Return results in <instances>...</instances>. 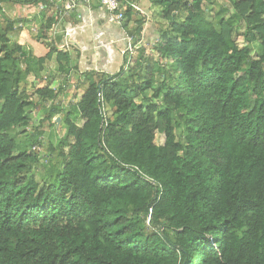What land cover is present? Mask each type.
Here are the masks:
<instances>
[{
  "label": "trees",
  "instance_id": "obj_1",
  "mask_svg": "<svg viewBox=\"0 0 264 264\" xmlns=\"http://www.w3.org/2000/svg\"><path fill=\"white\" fill-rule=\"evenodd\" d=\"M154 1L175 83L97 73L40 179L10 130L30 120L28 76L52 50L27 58L13 22L0 27V264H264V0H227L217 24L204 0ZM60 91L36 89L50 100L37 128L61 112Z\"/></svg>",
  "mask_w": 264,
  "mask_h": 264
},
{
  "label": "crops",
  "instance_id": "obj_2",
  "mask_svg": "<svg viewBox=\"0 0 264 264\" xmlns=\"http://www.w3.org/2000/svg\"><path fill=\"white\" fill-rule=\"evenodd\" d=\"M121 7L128 14L117 24L108 21V11L98 0H0V16H7L0 27L13 22L9 37L25 47L27 58L46 57L52 50L41 66L37 63L36 74L42 80L37 77L36 88L48 82L50 89L68 92L71 87L86 86L97 73L109 76L123 70L126 35L141 39L134 58L143 46L159 42L160 7L154 0H121Z\"/></svg>",
  "mask_w": 264,
  "mask_h": 264
},
{
  "label": "rangeland",
  "instance_id": "obj_3",
  "mask_svg": "<svg viewBox=\"0 0 264 264\" xmlns=\"http://www.w3.org/2000/svg\"><path fill=\"white\" fill-rule=\"evenodd\" d=\"M204 7L206 8L207 17L213 21L215 24H217L218 16H219V10L221 7H228L229 11L225 14V18H229L230 12H232L234 9L230 5V3L227 2V0H204ZM186 15V12L183 10H180L178 14H176L175 20L178 22H182L184 17ZM5 17L7 16H0V23L2 20H6ZM161 18V17H160ZM159 29L165 30L167 28V20H164L161 18ZM235 27V33H239L240 39L236 40V43L238 45L243 44L242 41L245 39L243 38V34L246 30L245 24L240 22H235L233 24ZM234 38V36H233ZM255 43H253L251 54L256 55L257 49L255 48ZM159 51L156 45H146L143 46L136 56V58L133 59V62L126 68H123L121 70L120 77L126 78L131 85V88H135L136 83H139L140 81L145 80L148 76L153 75L154 76V84H159L162 80H166L167 83L173 84L175 83L174 77L176 76V72L173 71V61L172 60H158L159 57ZM158 60V61H157ZM154 69L152 72L149 71V69ZM165 72V74H163ZM33 76V75H32ZM31 79V80H30ZM40 80H42V77H39ZM39 79L37 77L31 78L28 77V82L30 83L26 89L22 88L23 91L25 89V93L28 95H31L32 102L34 105L28 106L26 109H29L27 112V115H30L27 123L14 127L10 130L11 134L15 138V140L18 142L17 149H32L33 151H36L39 156V161L36 166H34L33 172L35 174V177L37 179H40L42 176L46 175L48 168H50V165H53L57 160H59V153L60 151H66L67 148L59 147V142L62 140L66 135V126L64 124V118L66 112L70 109L71 105L75 102L74 99L76 96H80L83 92V90L86 88L85 85H78L79 87H71V91L67 90L68 92L60 91L57 98L54 99V102H62L60 104V110L61 112L57 115H55L50 124L48 122L44 123V127H38L39 119L44 116L45 111L47 110L48 105L47 103H50V100H48L43 107L40 105V96L36 92V85L39 83ZM176 79V77H175ZM31 85V86H30ZM80 88L78 91L76 89ZM152 93V89H147L144 94L139 95L142 100H146L149 98V96ZM47 107V108H46ZM30 109L38 110L37 112L34 111L31 112ZM112 108H106V113H111ZM57 117H59V120L56 121ZM81 123V122H80ZM78 123V124H80ZM37 129V130H35ZM180 128H178L177 131H179ZM163 140V134L160 132L157 134V142L160 143Z\"/></svg>",
  "mask_w": 264,
  "mask_h": 264
},
{
  "label": "built area",
  "instance_id": "obj_4",
  "mask_svg": "<svg viewBox=\"0 0 264 264\" xmlns=\"http://www.w3.org/2000/svg\"><path fill=\"white\" fill-rule=\"evenodd\" d=\"M98 2L108 11V21L121 24L124 20V13L121 7V0H98ZM132 8L140 10L136 4H130ZM135 39L132 36H125V46L121 50L123 55V68L128 67L136 54V50L141 45V39Z\"/></svg>",
  "mask_w": 264,
  "mask_h": 264
},
{
  "label": "water",
  "instance_id": "obj_5",
  "mask_svg": "<svg viewBox=\"0 0 264 264\" xmlns=\"http://www.w3.org/2000/svg\"><path fill=\"white\" fill-rule=\"evenodd\" d=\"M98 92H100V90H98ZM58 120H59V117H57L56 121H58Z\"/></svg>",
  "mask_w": 264,
  "mask_h": 264
}]
</instances>
